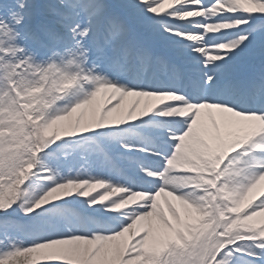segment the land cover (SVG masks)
Masks as SVG:
<instances>
[{"label": "snow or ice", "instance_id": "1", "mask_svg": "<svg viewBox=\"0 0 264 264\" xmlns=\"http://www.w3.org/2000/svg\"><path fill=\"white\" fill-rule=\"evenodd\" d=\"M0 264H264V0H0Z\"/></svg>", "mask_w": 264, "mask_h": 264}]
</instances>
